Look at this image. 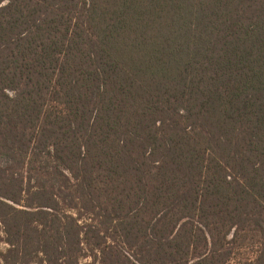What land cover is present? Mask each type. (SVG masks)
I'll use <instances>...</instances> for the list:
<instances>
[{"label": "trees", "instance_id": "1", "mask_svg": "<svg viewBox=\"0 0 264 264\" xmlns=\"http://www.w3.org/2000/svg\"><path fill=\"white\" fill-rule=\"evenodd\" d=\"M0 264H264V0H0Z\"/></svg>", "mask_w": 264, "mask_h": 264}, {"label": "rangeland", "instance_id": "2", "mask_svg": "<svg viewBox=\"0 0 264 264\" xmlns=\"http://www.w3.org/2000/svg\"><path fill=\"white\" fill-rule=\"evenodd\" d=\"M154 175L156 176L157 175V172H154ZM1 246H4V244H2ZM246 251H248V250H246ZM249 253L251 254V252H249ZM245 254H248V252L243 251V254L242 255H245Z\"/></svg>", "mask_w": 264, "mask_h": 264}]
</instances>
